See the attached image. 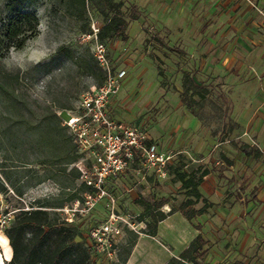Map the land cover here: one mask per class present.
Wrapping results in <instances>:
<instances>
[{"label": "rangeland", "instance_id": "374dc122", "mask_svg": "<svg viewBox=\"0 0 264 264\" xmlns=\"http://www.w3.org/2000/svg\"><path fill=\"white\" fill-rule=\"evenodd\" d=\"M65 1H27L23 6L26 13L36 17L40 10V19L49 26V42L59 40L65 44L54 57L27 71H9L3 63L8 50L0 47V185L4 188H0V212L48 204L52 207L48 211L66 219V212L58 207L84 201L80 169L88 165L89 156L79 152L73 140L68 144L70 133L62 122L57 132L52 129L55 117L77 109L81 94L105 77L94 56L99 42L107 48L115 74L129 70L123 98L116 107L119 109L114 110L123 122L115 123L144 132L148 146L155 145L173 156V166L164 180L152 175L143 178L142 173L129 171L108 183V190L117 198L116 213L128 217L135 229L122 226L113 257L93 253L94 263L169 264L172 259L180 260V255H165L161 244L163 241L170 246L166 238L139 243L141 237L147 236L151 216L136 201L153 205L166 198L169 208L161 211L179 212L181 203L192 197L178 175L198 178L208 170L221 173L220 182L227 170L221 157L224 152L235 154L241 149L245 156L255 151L232 141L235 132L227 131V126L232 122L234 106L225 95L237 90L240 75L248 76L240 62L244 53L253 60V31L264 28V0H114L123 4L122 12L128 20L133 13L138 16L129 21L127 42L114 38L101 41L95 30H100L105 20L96 8L87 2L83 10L71 15ZM5 4L6 0H0V32L1 20H8ZM260 21L263 24L258 26ZM245 33L242 41L246 45L240 40ZM185 74L201 88L205 97L202 105L182 102ZM70 156L79 159L67 163ZM246 158L249 157L243 161ZM262 159L251 157L256 165L245 161L244 166L253 172ZM246 175L248 179L250 175ZM242 180L223 181L217 202L206 199V214H213L222 205L237 204L245 196ZM203 207V202L195 206ZM108 216L105 200L92 211L76 214L72 224L78 227L87 247L88 232ZM201 217L191 221L193 225L199 224ZM171 225L180 237L181 226L175 218ZM4 234L0 233V237ZM218 238L216 243L203 238L205 255L187 264H264V243L258 247L260 255L252 258L238 249L229 250ZM0 264H5L1 255Z\"/></svg>", "mask_w": 264, "mask_h": 264}, {"label": "crops", "instance_id": "0c3cea01", "mask_svg": "<svg viewBox=\"0 0 264 264\" xmlns=\"http://www.w3.org/2000/svg\"><path fill=\"white\" fill-rule=\"evenodd\" d=\"M262 24L263 22L260 21L258 26ZM253 33V60H249L248 54L244 53L240 62L245 68L243 72H246L248 76L240 75L238 77L237 90L225 96L233 101L234 106L231 116L232 122H229L227 126V131L235 132L236 137L232 141L237 140L241 142L239 147L255 148V151L248 153V155L245 154V156L249 157L246 158V162L243 161L245 156H243L244 153L241 149H238L235 154H233V151L230 153L224 152L221 157L227 170L222 173L224 175L223 179L219 182L218 176H221V173H209L200 186L203 197L215 203L220 194L218 189L224 185L223 181L229 182L234 179L241 181L243 179L245 196L233 207L231 205H222L212 212L213 214L202 215L201 218H198L199 224L197 223L196 225H193L194 223L187 220L180 212H174L159 225L156 238L147 235L141 237L139 243L145 239L150 242V240L158 239L162 241L166 238L170 246L163 241L161 244L165 255H181L198 236H202L206 241L209 240L214 243L219 240L218 236H220L222 238L220 244L227 245L229 250L238 249L242 254L250 255L252 258L255 255H260L258 247L261 243H264V28L259 27L258 31L254 30ZM245 35L246 33L241 34V41ZM242 42L246 45L245 41ZM234 62L232 61L231 65ZM237 64L239 65V62ZM128 71L127 69L126 72ZM126 82L125 79L121 92L112 99L109 106V117L119 123L123 121L114 113V110L119 109L116 107L123 98L122 91ZM196 87L199 89L200 95L191 97L189 94L188 97L190 101L193 99L198 102L194 104L202 105L205 97L200 90L201 88L197 85ZM195 96H199L200 99L197 101L194 99ZM192 111L194 110H191L190 113L196 119H200L198 113L194 111L195 113L193 114ZM132 122L134 121H128L127 123ZM162 152L168 154L164 151ZM235 155L236 159H234ZM255 156L263 159L256 170L252 172L244 166V162L253 166L256 165V160L250 161L251 157ZM246 174L250 175L248 179ZM250 194H252V198L249 197ZM164 207L169 208L168 204ZM173 218L181 226L180 237L177 236V231L173 230L175 226L171 225ZM0 248L1 250L3 249L1 243ZM12 256L13 251L11 248L10 258L7 259L5 256V264L12 259Z\"/></svg>", "mask_w": 264, "mask_h": 264}, {"label": "trees", "instance_id": "16d2710c", "mask_svg": "<svg viewBox=\"0 0 264 264\" xmlns=\"http://www.w3.org/2000/svg\"><path fill=\"white\" fill-rule=\"evenodd\" d=\"M27 1L36 0H6L4 11L7 13L8 20H1L3 27L0 32V47L1 49L5 48V52L12 45H15L17 48L22 47L25 40L37 35V17L24 11L23 6ZM87 2L91 3L105 20L104 26L98 33L101 41L107 38L120 39L123 42L129 40V21L138 19L136 13H133L129 18L130 20H128L122 12L123 4L114 0H66V10L71 15H74L75 12L83 10ZM104 80L105 77L95 86H101ZM188 94L193 97L194 95H200V92L190 75L185 74L184 102L190 101ZM191 103L198 102L192 99ZM192 113L194 114L195 112L192 111ZM62 115H65L64 112H62ZM55 119L56 122L53 123L54 127L52 130L57 132L56 130L58 129L56 128L61 124L62 117H55ZM64 128L67 129L66 127ZM71 140L73 139L69 134L68 144ZM78 159V156H70L67 163H74ZM208 174L209 171L204 170L198 178L193 176L187 178L186 174L178 175L182 187L188 189L192 197L182 202L178 210L189 221H193L208 211V201L203 198L199 189L203 179ZM83 186L86 193L89 189L85 184ZM0 188L4 191L2 185H0ZM136 202L144 207L147 214L151 216V222L147 223V235L155 237L157 235L158 223L163 222L174 213L173 210L168 214L161 211L168 204V199L161 198L153 205L140 199ZM200 202L204 203V207L200 209L195 208ZM50 206L48 204L36 207L31 206L32 209L30 211L20 210L17 213L14 221L5 231L8 239L0 237V243L3 247L2 251H0L2 260L5 262V256L7 259L10 258V249L12 248V259L6 262V264H95L93 252L81 239L78 227L68 223L57 213L48 211V208H52ZM58 208L62 209L64 206ZM205 245L204 239L198 236L180 255V260L172 259L169 264L195 262L198 258H202L205 255V252L202 251Z\"/></svg>", "mask_w": 264, "mask_h": 264}, {"label": "built area", "instance_id": "2783aa9c", "mask_svg": "<svg viewBox=\"0 0 264 264\" xmlns=\"http://www.w3.org/2000/svg\"><path fill=\"white\" fill-rule=\"evenodd\" d=\"M98 32L96 29L95 35ZM94 56L105 74L103 84L82 93L77 109L64 112L65 115L60 113L62 124L78 151L89 156L88 165L80 169L82 182L89 190L82 203L76 201L62 210L67 215L65 220L72 224L77 213L92 211L105 200L108 219L88 232V241L93 253L106 254L111 259L115 254V240L123 232L122 226L134 230L135 224L116 213L117 198L108 190V183L117 181L129 171L142 173L143 178L152 175L164 180L173 164V156L163 153L155 145L148 146L147 136L141 130L115 123L109 117V106L121 91L126 71L113 72L108 50L102 43L95 45ZM135 165H139L138 169ZM31 209L28 205L21 210ZM19 211L0 212V233H5Z\"/></svg>", "mask_w": 264, "mask_h": 264}, {"label": "clouds", "instance_id": "9594fccd", "mask_svg": "<svg viewBox=\"0 0 264 264\" xmlns=\"http://www.w3.org/2000/svg\"><path fill=\"white\" fill-rule=\"evenodd\" d=\"M39 23L36 26L37 35L25 40L22 47L17 48L12 45L8 50V55L3 63L7 70L13 68L27 71L30 66H37L40 63L54 57L60 48L65 44L59 40L49 42L47 33L49 26L45 20L40 19V10L37 12Z\"/></svg>", "mask_w": 264, "mask_h": 264}]
</instances>
